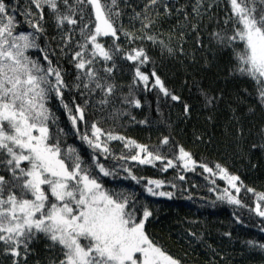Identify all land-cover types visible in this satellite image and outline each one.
<instances>
[{"label":"snow or ice","instance_id":"obj_1","mask_svg":"<svg viewBox=\"0 0 264 264\" xmlns=\"http://www.w3.org/2000/svg\"><path fill=\"white\" fill-rule=\"evenodd\" d=\"M124 2L127 4V0ZM216 3L225 4L224 27L213 31L211 37L218 50H231L229 76L248 80L257 105L264 109V0ZM10 4L11 0H0V244L5 246L4 254L13 258L12 264H19L20 258L27 264L30 245L42 236L49 241L46 247L56 253L49 264H181L148 235L145 226L152 213L145 207L142 216H138L139 209L131 202V196L105 187L104 178H114L116 173L99 159L111 156L155 166L154 162L163 164L166 157L159 151H150L148 145L114 131L106 132L98 122L91 123L90 134L79 130L81 123L88 125L85 113L92 98L101 110L111 109L109 116L114 121L130 115L117 104L142 107L135 95L140 85L146 92L158 89L173 101L180 99L170 92L155 69L151 73L142 71V66L152 62L145 48L126 50L120 43L121 37L130 44L147 40L169 56L177 55V51L183 55L182 46L174 49L150 33L158 23L152 11L157 18L170 17L172 6L167 0H145L143 10L130 17L140 23L137 35L124 26L119 0H24L23 7L17 0L15 5ZM213 7V3L205 4L204 0H192L191 13L183 7L176 11L183 13L185 20L202 19ZM50 29L55 34L50 35ZM198 29L199 24H191L192 32L197 33V44L202 45ZM168 39H172L171 33ZM52 41H56V48ZM61 56L68 58L75 69V81L71 84L60 63ZM117 56L130 62L133 69L128 92L120 96L117 88L121 86L113 78ZM71 89L88 99L82 105L70 107L64 95ZM53 97L64 108L76 135L92 150L90 163L62 139L67 133L59 127L58 117L49 107ZM205 99L211 105L216 97L205 94ZM249 111L255 108L250 107ZM258 135L261 143L252 147L264 149V126L258 129ZM111 141H120L130 154L122 152L115 156L109 147ZM161 144L169 145V138L164 137ZM175 159L182 162L180 166L186 171L196 167L183 147H179ZM199 166L225 180L236 194L244 187L238 176L219 164L215 172L206 165ZM173 167L174 160L167 159L161 170ZM123 170L137 180L127 166ZM147 185L149 195L169 199L173 195L156 191L163 187V181L149 179ZM247 191L254 193L252 188ZM255 195L257 203L253 210L264 219V206L260 203L264 194ZM225 197L229 204L241 205L228 189L217 198ZM247 244L264 252V243Z\"/></svg>","mask_w":264,"mask_h":264},{"label":"trees","instance_id":"obj_2","mask_svg":"<svg viewBox=\"0 0 264 264\" xmlns=\"http://www.w3.org/2000/svg\"><path fill=\"white\" fill-rule=\"evenodd\" d=\"M144 2L127 0L125 4L124 0H119L123 12L121 20L128 30L140 28L139 21L130 17L143 10ZM16 3L17 0H11L10 7ZM167 3L172 6V15L157 18L153 10L152 16L158 19V23L150 33L164 39L174 49L182 46L183 55L177 51V55L169 56L167 51L162 53L158 45L154 46L147 40H136L130 44L121 37L120 43L126 50L145 48L152 62L142 66V71L151 73L155 69L165 86L180 99L173 101L160 94L158 89L146 92L140 85L135 95L142 107L127 108L117 104L116 107L126 108L130 115L114 121L109 116L111 109L101 110L92 98L85 113L88 125L81 123L79 130L90 134L91 123L98 122L106 132L114 131L148 145L150 151H159L166 157L163 164L154 162L155 166L115 160L111 156L107 160L103 156L99 159L116 173L114 178H104L105 187L131 196V202L139 209L138 216H142L145 207L152 213L145 226L148 235L181 264H264V252L247 244L248 241L264 243V231L261 230L264 229V219L253 210L257 203L255 194H264V149L252 147L254 143H261L258 129L264 126V109L257 105L248 80L229 76L233 63L231 50H218L211 37L213 31L224 27L225 4L204 0L205 4H214L207 15L202 19L190 17L185 20L184 14L177 13L176 9L183 7L185 12L191 13L192 0H167ZM19 4L23 7L24 0H19ZM17 16L23 21L19 13ZM193 23L199 24L202 45L197 44V33L191 30ZM24 30H28L26 25ZM169 33L172 34L170 41ZM49 34L55 33L50 29ZM136 34L140 35V32L136 31ZM52 46L56 48V41H52ZM59 59L67 81L73 83L75 69L68 58L61 56ZM113 78L121 86L117 88V96L127 94L133 78L132 64L117 56ZM205 94L216 97L211 105L207 104ZM64 99L74 108L77 103L82 105L88 97L71 89L65 92ZM185 105H188L187 114ZM49 107L58 117L59 127L67 133L62 139L67 145L77 148L82 158L90 163L92 150L76 135L59 101L53 97ZM250 107L255 111L250 112ZM141 120L147 122L138 123ZM164 137L169 138V145L161 144ZM109 147L115 156L122 152L130 154L120 141H111ZM179 147L188 151L196 162L193 170H184L180 166L182 162L175 159ZM167 159H173L176 167L162 171ZM201 164L213 172L217 164L221 165L230 174L238 176L244 187L236 194L218 175L204 172L199 166ZM124 166L137 180L128 177ZM180 176L184 179L181 180ZM149 179L163 181V187L156 191L171 192L172 197L149 195L146 191ZM248 188L254 189V193L248 192ZM224 189L237 196L241 205L229 204L227 197L218 199ZM260 203L264 206V201ZM48 243L42 236L33 241L27 264H49V259L56 253L46 247ZM4 247L0 244V264H12L13 258L4 254ZM19 264H25L23 258Z\"/></svg>","mask_w":264,"mask_h":264}]
</instances>
